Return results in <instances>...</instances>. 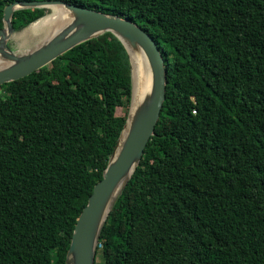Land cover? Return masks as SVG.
I'll use <instances>...</instances> for the list:
<instances>
[{
    "label": "trees",
    "instance_id": "1",
    "mask_svg": "<svg viewBox=\"0 0 264 264\" xmlns=\"http://www.w3.org/2000/svg\"><path fill=\"white\" fill-rule=\"evenodd\" d=\"M12 1L0 0V27ZM62 1L136 22L166 64L154 134L95 264H264V0ZM44 14L15 10L13 28ZM130 80L122 42L104 32L0 85V264L65 263Z\"/></svg>",
    "mask_w": 264,
    "mask_h": 264
},
{
    "label": "water",
    "instance_id": "2",
    "mask_svg": "<svg viewBox=\"0 0 264 264\" xmlns=\"http://www.w3.org/2000/svg\"><path fill=\"white\" fill-rule=\"evenodd\" d=\"M51 4L61 6L68 13L69 23L48 37L36 39L34 48L22 51L11 48L8 42L16 32L12 24L13 12L26 8H45ZM104 32L116 36L127 52L131 98L125 123L102 178L94 184L86 204L76 218L64 264H95L101 228L154 134L165 100L166 64L163 63V54L149 32L131 19L116 13L88 9L80 4H68L62 0H16L7 3L3 8L0 27V85L29 75L74 46ZM139 49L147 59L151 82L148 93L131 111L133 66L130 52Z\"/></svg>",
    "mask_w": 264,
    "mask_h": 264
},
{
    "label": "bare ground",
    "instance_id": "3",
    "mask_svg": "<svg viewBox=\"0 0 264 264\" xmlns=\"http://www.w3.org/2000/svg\"><path fill=\"white\" fill-rule=\"evenodd\" d=\"M46 7L50 8L51 12L31 23L26 29L27 31L34 32L36 35L35 39L44 38L43 36L48 37L53 32L69 23L68 20L70 19L68 17V13L61 6L51 4ZM130 61L133 66V91L130 107L132 111L148 93L151 82V74L147 59L142 50L139 49L137 51H131Z\"/></svg>",
    "mask_w": 264,
    "mask_h": 264
},
{
    "label": "rangeland",
    "instance_id": "4",
    "mask_svg": "<svg viewBox=\"0 0 264 264\" xmlns=\"http://www.w3.org/2000/svg\"><path fill=\"white\" fill-rule=\"evenodd\" d=\"M45 15L49 14L51 12V9L48 7H45ZM61 9V8H60ZM62 10V9H61ZM63 11V10H62ZM64 12V11H63ZM70 21V20H68ZM68 23V22H67ZM66 25V24H65ZM29 26L23 28L20 31H16L12 38L9 40L8 44L11 48L19 49L20 51L25 50L26 48H34L36 44L35 34L32 31H27L26 29ZM32 32V33H31ZM29 33V34H28ZM45 37V36H43ZM129 108V107H128ZM117 113H122L120 111V108L117 109ZM98 260V259H97ZM98 264V262H97Z\"/></svg>",
    "mask_w": 264,
    "mask_h": 264
}]
</instances>
